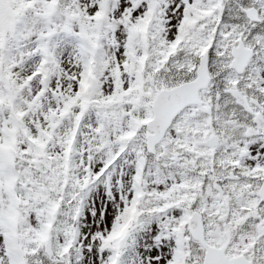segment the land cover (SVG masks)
Wrapping results in <instances>:
<instances>
[{
	"label": "snow or ice",
	"instance_id": "obj_1",
	"mask_svg": "<svg viewBox=\"0 0 264 264\" xmlns=\"http://www.w3.org/2000/svg\"><path fill=\"white\" fill-rule=\"evenodd\" d=\"M0 264H264V0H0Z\"/></svg>",
	"mask_w": 264,
	"mask_h": 264
}]
</instances>
